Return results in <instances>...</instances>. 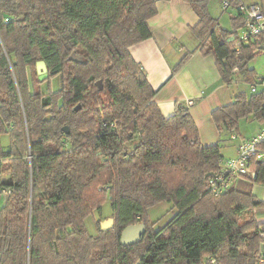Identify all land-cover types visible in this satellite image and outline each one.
<instances>
[{
	"label": "trees",
	"instance_id": "trees-1",
	"mask_svg": "<svg viewBox=\"0 0 264 264\" xmlns=\"http://www.w3.org/2000/svg\"><path fill=\"white\" fill-rule=\"evenodd\" d=\"M186 1L199 17L191 28L197 48L215 56L230 84L257 43L243 45L236 59L229 38L242 19L224 29L210 0ZM157 12L155 0H0V191H10L0 209V264H258L264 220L254 211L264 200L252 185L264 184V159L252 161L253 179L212 193L220 144L202 146L186 105L163 114L130 51L151 37ZM73 52L81 60L70 59ZM38 60L49 84L60 79L47 95L37 87ZM254 72L248 68L246 79ZM250 114L264 123V89L236 94L211 115L219 131L234 132ZM107 200L114 226L101 230L99 222L92 234L85 220ZM161 202L175 213L155 229L148 209ZM140 222L142 239L121 245L123 229Z\"/></svg>",
	"mask_w": 264,
	"mask_h": 264
},
{
	"label": "crops",
	"instance_id": "crops-1",
	"mask_svg": "<svg viewBox=\"0 0 264 264\" xmlns=\"http://www.w3.org/2000/svg\"><path fill=\"white\" fill-rule=\"evenodd\" d=\"M155 2L158 12L149 19L152 35L133 44L131 54L156 90L155 101L163 114L171 115L177 102L186 105L199 129L202 146L220 144L222 155H229L232 151L229 154L226 151L233 146L226 144V140L223 144V139L233 140L239 136L219 131L211 114L214 109L232 103L236 94L230 84L222 80L215 56L203 54L197 48L198 40L191 28L198 23L199 17L186 0ZM188 52L191 53L189 58L174 71ZM189 100L193 103L188 104ZM241 140L234 144L235 153ZM6 199L7 195L0 193V209ZM255 215L264 220V208L255 209Z\"/></svg>",
	"mask_w": 264,
	"mask_h": 264
},
{
	"label": "built area",
	"instance_id": "built-area-1",
	"mask_svg": "<svg viewBox=\"0 0 264 264\" xmlns=\"http://www.w3.org/2000/svg\"><path fill=\"white\" fill-rule=\"evenodd\" d=\"M224 10H233L242 19V25L236 35L231 36L236 59H239L243 45L257 43V50H264V0L247 3L244 0H223ZM235 67L233 74L240 73ZM233 75V76H234ZM264 89V77L257 82ZM257 84H252V92L258 91ZM192 104L193 101H187ZM233 137L237 135L233 134ZM264 159V123L258 132L250 138H244L238 144L236 153L230 157H222L217 171L211 174L208 185L212 193L218 195L230 189L240 179H253L255 172L251 168L254 160ZM0 193L8 195L9 190L3 189ZM258 264H264V252L259 254Z\"/></svg>",
	"mask_w": 264,
	"mask_h": 264
},
{
	"label": "rangeland",
	"instance_id": "rangeland-1",
	"mask_svg": "<svg viewBox=\"0 0 264 264\" xmlns=\"http://www.w3.org/2000/svg\"><path fill=\"white\" fill-rule=\"evenodd\" d=\"M222 1L223 0H210L209 1V10L213 17L218 19L219 26L228 29L233 30L234 29V19L237 14L233 10H224L222 7ZM247 3L252 2H259L260 0H244ZM254 69V79L252 81H249L246 79L245 75L247 72V69ZM37 72V69H36ZM29 81H30V87L31 90H33L35 86V79L34 74L31 69H29ZM38 78L39 74L37 72ZM48 77V76H47ZM46 77V78H47ZM264 77V50L263 51H257V54L255 58L244 68L241 69L240 73L233 76V81L230 83L231 89L235 94H239L241 92L245 93L247 96H251L252 93V84H257L260 78ZM45 79H39L41 80L37 87L42 91L43 94L47 95L49 91H56L60 88V79L58 77L52 79L49 82ZM258 91L262 90L263 88L257 84ZM262 122L258 119H255L252 114L249 116L243 117L240 120L239 123V129L238 131H234L235 135H238L239 137L237 139H231L230 137L223 139V144H225V140L227 141L226 144L229 146H233V148L229 147L227 149V153L229 155H224V157H229L235 154L234 150V144L237 142L236 140H241L242 138H247L252 136L253 134L257 133L259 128L262 126ZM226 133L225 131L223 132ZM9 143V136L3 135L2 136V144L7 147ZM7 175V174H6ZM252 193L256 195L259 199L264 198V184L261 183H253L252 185ZM175 213V209L172 206V203L170 202H161L158 203L148 209V215L152 222H154V228L158 229L162 227ZM255 213V211H254ZM249 214V212L244 213L241 218L246 217ZM256 216V215H255ZM108 218H112V207L110 200H107L101 211H94L93 214H91L89 217L86 218V226L90 233L96 234L97 233V224ZM258 219V218H257ZM260 220V219H259ZM262 251L264 252V248H262ZM261 251V252H262ZM260 252V253H261Z\"/></svg>",
	"mask_w": 264,
	"mask_h": 264
},
{
	"label": "water",
	"instance_id": "water-1",
	"mask_svg": "<svg viewBox=\"0 0 264 264\" xmlns=\"http://www.w3.org/2000/svg\"><path fill=\"white\" fill-rule=\"evenodd\" d=\"M5 17H8V14H5ZM19 20H24V17L19 18ZM229 39L232 40V37H230ZM70 59L81 60V57L73 52L70 55ZM36 69L39 74V79H45L48 76V68L45 61L38 60L36 62ZM98 84L100 89H102L103 85L101 80L98 81ZM79 108H80V104H78L76 109ZM62 129L65 133L70 132V128L68 125H65ZM114 223H115L114 218H108L100 223V228L101 230L111 229L114 226ZM145 233H146L145 223L140 222L136 224H130L123 229L121 233L120 243L123 246L133 245L139 242L142 239V237L145 235Z\"/></svg>",
	"mask_w": 264,
	"mask_h": 264
}]
</instances>
